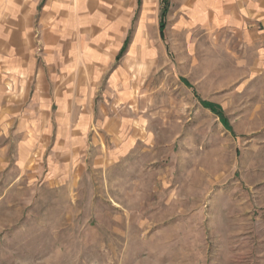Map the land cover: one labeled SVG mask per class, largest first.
I'll return each mask as SVG.
<instances>
[{"label": "rangeland", "instance_id": "obj_1", "mask_svg": "<svg viewBox=\"0 0 264 264\" xmlns=\"http://www.w3.org/2000/svg\"><path fill=\"white\" fill-rule=\"evenodd\" d=\"M41 1L12 6L26 51L0 44V264H264L254 39L188 0H81L56 49Z\"/></svg>", "mask_w": 264, "mask_h": 264}, {"label": "crops", "instance_id": "obj_2", "mask_svg": "<svg viewBox=\"0 0 264 264\" xmlns=\"http://www.w3.org/2000/svg\"><path fill=\"white\" fill-rule=\"evenodd\" d=\"M27 1L30 3L31 0ZM14 2L17 3L18 0H10L11 5L7 6V10L9 12H20L21 15L15 21L9 17L5 24L2 23L3 21L0 18V26L7 28V25H16L18 34L17 36L14 35L10 26L6 31L0 28L2 30V33H0V44L6 43L7 46L13 47L9 52H24L26 51L25 45L28 43L24 26L25 22H27L26 10L24 6L21 11L19 8H13ZM86 2L90 6L93 5V11L101 12L102 18H109L110 14L111 16L114 14L109 8L99 7L96 0H85ZM187 4L190 8L189 19L193 25L199 22V26L207 29L229 31L233 38L246 37L248 40L253 38L255 49L259 50L261 52L259 55L264 57V0H188ZM77 5H83L81 0H79L78 4L76 0H45L44 3L41 1L38 4V8L41 6L45 9L42 15L52 21V30L50 29L48 37L51 40V45L56 46V49H59L57 40L61 38L57 32L70 35L73 31L72 25L77 18L75 11ZM3 31L6 36H4ZM125 41L126 38L122 45L126 44ZM0 53L5 52L0 51ZM19 69H21L20 66L14 64L5 69V72L8 74L11 72L16 73L20 71Z\"/></svg>", "mask_w": 264, "mask_h": 264}, {"label": "trees", "instance_id": "obj_3", "mask_svg": "<svg viewBox=\"0 0 264 264\" xmlns=\"http://www.w3.org/2000/svg\"><path fill=\"white\" fill-rule=\"evenodd\" d=\"M163 28H164V20H162L160 23V32H162Z\"/></svg>", "mask_w": 264, "mask_h": 264}]
</instances>
